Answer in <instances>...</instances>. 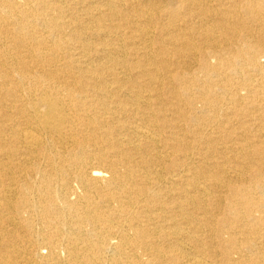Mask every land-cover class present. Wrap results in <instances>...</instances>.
I'll return each instance as SVG.
<instances>
[{
	"label": "bare ground",
	"instance_id": "obj_1",
	"mask_svg": "<svg viewBox=\"0 0 264 264\" xmlns=\"http://www.w3.org/2000/svg\"><path fill=\"white\" fill-rule=\"evenodd\" d=\"M262 57L264 0H0V264H264Z\"/></svg>",
	"mask_w": 264,
	"mask_h": 264
},
{
	"label": "rangeland",
	"instance_id": "obj_2",
	"mask_svg": "<svg viewBox=\"0 0 264 264\" xmlns=\"http://www.w3.org/2000/svg\"><path fill=\"white\" fill-rule=\"evenodd\" d=\"M261 60H263L264 58L262 57V58H260ZM232 124H233V121H232Z\"/></svg>",
	"mask_w": 264,
	"mask_h": 264
}]
</instances>
